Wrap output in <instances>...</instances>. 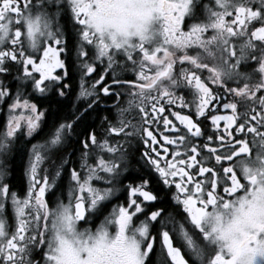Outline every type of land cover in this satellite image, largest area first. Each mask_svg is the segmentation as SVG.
Listing matches in <instances>:
<instances>
[{
  "label": "snow or ice",
  "instance_id": "6c2138e0",
  "mask_svg": "<svg viewBox=\"0 0 264 264\" xmlns=\"http://www.w3.org/2000/svg\"><path fill=\"white\" fill-rule=\"evenodd\" d=\"M0 105V264H264V0H0Z\"/></svg>",
  "mask_w": 264,
  "mask_h": 264
},
{
  "label": "flooded vegetation",
  "instance_id": "af4514ba",
  "mask_svg": "<svg viewBox=\"0 0 264 264\" xmlns=\"http://www.w3.org/2000/svg\"><path fill=\"white\" fill-rule=\"evenodd\" d=\"M204 3L211 4L212 0H201V5ZM199 11V7H198ZM187 23V20H186ZM69 41V46L72 44V37L68 36L67 37ZM59 71V70H58ZM100 71V68H97V72ZM96 73H93L91 77H86V81H90L92 77H94ZM126 76H131V73L125 74ZM67 80L69 82V88H68V93L69 95L65 98L64 100V107L67 109L70 105V103L75 99V95L79 92V85H80V69L74 68L71 64H69V75L67 77ZM8 84V87L10 90L14 89L16 86V81L12 79H7L5 81ZM102 101V109L103 108H108L111 107L113 103H116L113 101L110 97H101ZM80 103H83V101H80ZM120 103H124V98L121 97ZM176 110V109H173ZM186 111V110H185ZM103 115H109L107 111H102ZM165 114H168L167 112ZM113 115H115V112L113 111ZM5 116H6V107L4 105H0V125H3L5 121ZM171 119L174 120V117H170ZM135 122V121H133ZM42 139V134L40 132L34 134L32 138H29V141H27L25 144H21L20 146L13 148L7 155L0 156V168H6L7 170V177H6V182L9 184L10 191L11 190H16L18 193H23L26 191L27 188V177L25 175L26 167L28 164V154L30 151L31 143H35L37 140ZM140 146L137 145V148ZM66 152H72L73 148L70 146L69 148L65 149ZM70 160L75 161L76 165L78 166V160L76 156L70 157ZM132 165L135 167H139V165H136L135 159L132 160ZM142 163V162H141ZM20 164V167L18 166ZM46 166L48 165V162H45ZM15 166H18L19 168V178L18 180L15 178ZM49 171H51V167L49 166ZM137 173L134 172L131 168L128 173L125 174V176L129 175H136ZM125 182H127L125 180ZM116 199H120L121 202H123V194L121 193L119 197L114 198V201ZM110 210V209H109ZM103 217H94L92 220V224H98L100 219ZM179 219V217H177ZM171 227V226H169ZM159 249L158 247L154 246L153 253L150 254L149 256V261L148 264H160V257L158 255Z\"/></svg>",
  "mask_w": 264,
  "mask_h": 264
},
{
  "label": "trees",
  "instance_id": "16d2710c",
  "mask_svg": "<svg viewBox=\"0 0 264 264\" xmlns=\"http://www.w3.org/2000/svg\"><path fill=\"white\" fill-rule=\"evenodd\" d=\"M20 167V164L18 165ZM18 166H15V178L18 180L19 178V168Z\"/></svg>",
  "mask_w": 264,
  "mask_h": 264
}]
</instances>
